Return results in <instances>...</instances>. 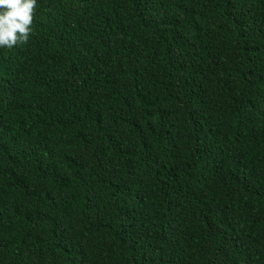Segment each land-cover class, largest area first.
<instances>
[{
  "label": "trees",
  "instance_id": "1",
  "mask_svg": "<svg viewBox=\"0 0 264 264\" xmlns=\"http://www.w3.org/2000/svg\"><path fill=\"white\" fill-rule=\"evenodd\" d=\"M0 264H264V0H0Z\"/></svg>",
  "mask_w": 264,
  "mask_h": 264
}]
</instances>
